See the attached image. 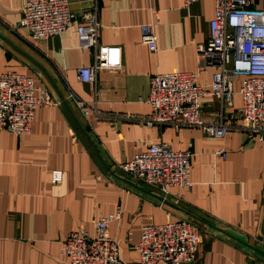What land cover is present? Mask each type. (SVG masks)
<instances>
[{"label": "crops", "instance_id": "1", "mask_svg": "<svg viewBox=\"0 0 264 264\" xmlns=\"http://www.w3.org/2000/svg\"><path fill=\"white\" fill-rule=\"evenodd\" d=\"M69 1L78 15L98 8L99 43L121 48L122 68L101 71L96 84L80 82L78 70L92 67L94 55L82 47L79 24L33 42L20 26L24 0H0V75L25 74L61 102L38 108L27 135L0 131V264H70L62 252L68 235L81 229L93 235L96 220L118 209L122 218L109 233L123 264H141L136 246L143 225L179 220L200 234L192 264H264V143L240 131L211 139L200 129L137 121L152 112L145 98L156 75L197 73L198 83L210 87L216 69L200 70L198 50L210 39L215 0L189 7L183 0ZM148 24L155 51L142 42ZM71 94L96 101L103 118L84 117ZM240 106L236 96L229 122H239ZM219 111L216 98L202 100L204 122ZM151 143L193 153L191 187L165 196L118 168ZM52 171L63 180L55 183Z\"/></svg>", "mask_w": 264, "mask_h": 264}, {"label": "built area", "instance_id": "2", "mask_svg": "<svg viewBox=\"0 0 264 264\" xmlns=\"http://www.w3.org/2000/svg\"><path fill=\"white\" fill-rule=\"evenodd\" d=\"M200 0H183L189 7ZM76 23L82 47L92 50V67L80 68V82L96 84L101 71L116 73L122 68V50L118 46L100 45L102 25L98 8L80 15L70 8L69 0H24L20 26L33 42H46L63 35ZM211 36L199 48L200 70L215 68L209 88L198 83L197 73L171 72L150 80L145 98L152 112L142 120L147 127L200 129L211 139H223L227 133L240 131L264 143V0H215ZM142 42L156 50L157 37L153 25L141 27ZM241 80L238 90L235 82ZM216 98L220 111L211 122L202 119V100ZM241 99L238 123L227 117ZM84 117L98 112L97 102H86L71 94ZM45 90L35 87L33 78L21 73L0 75V131L24 136L32 131L36 111L40 107L59 106ZM108 119V117H106ZM223 153V152H221ZM193 153L175 151L165 143H151L148 150L118 166L140 183L168 196L172 189L191 187ZM223 157H225L223 155ZM52 180H63L61 171L51 172ZM122 210L101 217L91 235L84 229L71 232L62 245L70 264H123L119 244L111 239L109 228L121 220ZM198 229L185 220L164 224H146L140 230L136 246L141 264H192L200 245Z\"/></svg>", "mask_w": 264, "mask_h": 264}]
</instances>
